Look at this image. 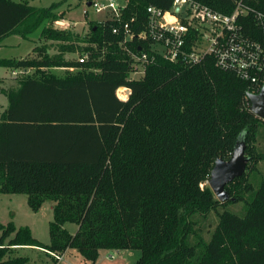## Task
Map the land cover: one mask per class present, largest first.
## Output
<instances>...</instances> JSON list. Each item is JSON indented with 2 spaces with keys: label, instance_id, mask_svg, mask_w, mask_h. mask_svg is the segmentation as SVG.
<instances>
[{
  "label": "trees",
  "instance_id": "16d2710c",
  "mask_svg": "<svg viewBox=\"0 0 264 264\" xmlns=\"http://www.w3.org/2000/svg\"><path fill=\"white\" fill-rule=\"evenodd\" d=\"M193 1L226 14L236 6ZM173 3L124 0L122 20L139 34L149 6L168 11ZM245 3L264 12V0ZM56 7L0 0V45L44 22L42 37L58 42L52 56L42 46L36 57L0 60V67L28 71L16 87L0 86L9 103L0 121V193L26 194L34 212L54 204L49 244L29 227L0 223V264H27L10 258L26 247L54 255L76 249L92 264L102 250L130 249L141 251L136 264H264V171L251 175L264 164L257 147L264 120L250 110L248 84L217 68L212 56L191 67L158 55L134 79L124 36L113 33L121 22L91 21L90 33L80 36L53 27L64 18ZM126 45L136 53L151 48L137 36ZM79 48L91 53L84 64L66 58ZM120 88L130 91L128 99L119 98ZM242 134L250 162L226 187L233 199L222 203L209 185L211 172L218 159L231 158ZM239 202L243 209L233 211ZM66 223L76 224V233Z\"/></svg>",
  "mask_w": 264,
  "mask_h": 264
},
{
  "label": "built area",
  "instance_id": "2783aa9c",
  "mask_svg": "<svg viewBox=\"0 0 264 264\" xmlns=\"http://www.w3.org/2000/svg\"><path fill=\"white\" fill-rule=\"evenodd\" d=\"M235 2V9L230 14L193 0H174L173 7L168 11L149 6L146 29L139 34L132 31L130 22L122 20L123 4L110 2L102 5L96 0L89 3L97 13L106 12L108 19L122 23L120 28L114 27L113 33L124 36L122 44L135 61L133 74L143 76L147 66L158 55L170 62L182 61L191 67L206 56H212L217 68L234 72L248 84L249 99V95L259 94L264 87V12L245 3L246 0ZM86 13L88 11L85 10ZM134 36L150 42V52L142 47L138 53L128 49L126 44L132 42ZM90 58L91 53L86 51L80 55L79 62L84 64ZM21 72L13 71V74ZM128 97L119 96L123 100ZM54 256L59 260L63 257Z\"/></svg>",
  "mask_w": 264,
  "mask_h": 264
},
{
  "label": "rangeland",
  "instance_id": "374dc122",
  "mask_svg": "<svg viewBox=\"0 0 264 264\" xmlns=\"http://www.w3.org/2000/svg\"><path fill=\"white\" fill-rule=\"evenodd\" d=\"M16 2H27L33 8L47 9L53 5H58L53 12L54 14H62L64 18H60L53 24V27L58 30H68L80 36H87L90 33L91 21L107 20L106 12L97 13L92 6H89L91 0H15ZM102 5H108L110 2L124 4V0H96ZM60 4V5H59ZM85 10L88 13L85 14ZM57 22H63L58 24ZM49 23H43L35 32L27 37L21 35H10L5 37L0 46V60L2 59H25L36 57L38 54L34 52L36 47L46 46L49 55L58 53V42L51 41L42 37L44 27ZM89 47L88 44H78ZM81 55L80 48L75 53L66 54L68 60H79ZM64 70V69H62ZM10 68L0 67V79L16 76L21 77L23 72L17 75L13 74ZM65 71L56 70V73L63 75ZM142 74H132V78H140ZM10 87V86H9ZM8 87V88H9ZM121 98H126L129 95L128 90H118ZM6 102V99L0 98V105ZM263 128V127H262ZM258 150L264 149V142L257 145ZM259 169L252 172V176L257 178L260 176L258 171H264V164H258ZM248 200V197H245ZM245 200V201H246ZM245 202H239L236 205H231L233 211H241ZM217 214H211L209 221L212 228L216 226ZM54 220L53 203L47 201L38 212H34L28 204V196L26 194H1L0 193V223L7 226L13 223L17 228L29 227L32 230L33 236L41 243H50V223ZM70 233L74 234L78 230V226L73 223H66L64 226ZM1 237V233H0ZM10 258L24 257L28 259L27 264H92L86 260L76 249H70L66 252L62 259L56 262L57 258L47 251H42L39 248H18L10 254ZM113 256V257H112ZM141 257V251L136 249L130 250H102L96 264H136Z\"/></svg>",
  "mask_w": 264,
  "mask_h": 264
},
{
  "label": "water",
  "instance_id": "95a60500",
  "mask_svg": "<svg viewBox=\"0 0 264 264\" xmlns=\"http://www.w3.org/2000/svg\"><path fill=\"white\" fill-rule=\"evenodd\" d=\"M89 6H91L90 3ZM249 99L251 101L250 110L259 118L264 119V87L259 94L249 95ZM245 151L246 143L242 134L237 141L231 158L229 160L218 159L211 172L209 185L216 198L222 203L233 199L226 187L233 183L235 179L242 177L247 171L250 158Z\"/></svg>",
  "mask_w": 264,
  "mask_h": 264
},
{
  "label": "crops",
  "instance_id": "0c3cea01",
  "mask_svg": "<svg viewBox=\"0 0 264 264\" xmlns=\"http://www.w3.org/2000/svg\"><path fill=\"white\" fill-rule=\"evenodd\" d=\"M1 46V45H0ZM61 71H65L66 69L62 70V69H58ZM28 71H26L25 73H27ZM20 78V77H19ZM19 78L17 79L16 76L13 77H8V80H5V78L0 79V86L4 89H9L10 87H16L19 81ZM10 86V87H9ZM9 87V88H8ZM5 98L6 102H4L3 104L0 105V121H1V115L3 114V112L8 108V98L4 93H0V98ZM54 205V204H53ZM42 250V249H41ZM44 251V250H42ZM69 251V250H68ZM67 251V252H68ZM65 254V253H64ZM63 254V255H64Z\"/></svg>",
  "mask_w": 264,
  "mask_h": 264
}]
</instances>
